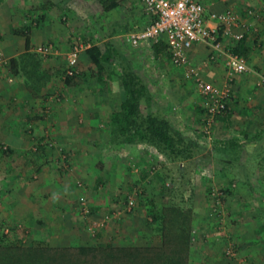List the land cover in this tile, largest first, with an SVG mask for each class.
<instances>
[{
    "label": "crops",
    "instance_id": "0c3cea01",
    "mask_svg": "<svg viewBox=\"0 0 264 264\" xmlns=\"http://www.w3.org/2000/svg\"><path fill=\"white\" fill-rule=\"evenodd\" d=\"M199 1L209 12L232 9L239 15L235 32L244 34L240 50L248 66L246 73L230 79L223 60L211 61L204 44L187 51L189 66L204 81L217 88L229 84L232 90L210 143L201 138L200 99L187 68L174 67L168 50L155 54V43L130 44V35L150 21L137 1L25 0L15 8L17 15L6 16L15 27L30 28V49L26 52V39L14 27L10 38L0 35V56L10 60L26 53L35 59L24 68L35 71L30 77L0 66V234L8 245L95 252L157 248L159 237L147 224L151 205L159 211L175 204L189 211L191 235L197 234L188 264H237L224 255L229 246L248 264H264V0ZM75 43L85 48L76 78L65 84L62 75ZM224 44L237 46L229 39ZM42 45H52L54 53L35 54L34 48ZM93 46L110 58L100 72L86 54ZM23 62L19 60L20 67ZM124 71L145 88L141 112L163 116L197 144L192 159L171 163L145 144L111 145L110 116L125 98ZM93 154L96 160L87 162ZM122 160L134 162L127 166ZM81 171L83 193L75 185ZM167 185L174 188L168 196L161 193ZM120 186L141 190L133 213L110 222L94 239L86 232L80 235L77 197L85 194L91 220L100 222L102 214L122 203ZM212 187L230 188L223 220L210 210Z\"/></svg>",
    "mask_w": 264,
    "mask_h": 264
},
{
    "label": "trees",
    "instance_id": "16d2710c",
    "mask_svg": "<svg viewBox=\"0 0 264 264\" xmlns=\"http://www.w3.org/2000/svg\"><path fill=\"white\" fill-rule=\"evenodd\" d=\"M29 29V27L24 26L14 31L16 35L25 37L26 52L30 49ZM242 47L243 41L233 47V52L244 56L245 53L240 50ZM153 50L155 54L166 52V41L160 40L153 46ZM86 54L97 72L103 69L101 63H106L110 59L105 53L101 54L97 46L86 50ZM30 58L33 57L25 53L17 59H10L7 68L13 74L25 72L30 77L35 71L24 70V68L28 67L29 64L27 62H29ZM20 59L26 62H23L22 67H20ZM34 64L31 66H34ZM76 76L77 74L75 73L74 76L67 77L66 70L62 75L65 84H69ZM122 87L125 97L124 101L113 109L110 116L111 145L125 147L145 144L155 148L171 163L192 159L193 151L197 148L195 142L177 133L163 116L156 114L144 115L141 112L140 102L146 91L140 79L131 72L124 71ZM133 190L141 191L138 188H133ZM169 190H172L171 187ZM220 190L225 195L230 192V188ZM151 206V221H148L147 224L154 227L155 233L160 240V247H109L97 252L85 248L73 250L40 248L35 250L10 246L5 242V236L0 234V264H65L66 262L63 260L64 254L68 252H75L77 255L84 254L86 258L84 264H188L187 257L193 230L189 211L175 204L159 211L153 205Z\"/></svg>",
    "mask_w": 264,
    "mask_h": 264
},
{
    "label": "built area",
    "instance_id": "2783aa9c",
    "mask_svg": "<svg viewBox=\"0 0 264 264\" xmlns=\"http://www.w3.org/2000/svg\"><path fill=\"white\" fill-rule=\"evenodd\" d=\"M144 8L145 15L149 18L148 25L141 31L130 35L129 41L133 47L143 43H158L164 39L170 55V62L176 68H187L190 78L194 81L195 90L200 99L202 111L201 138L205 143L213 141L214 122L222 116L232 96L229 84L217 88L204 81L188 64L187 51L196 44H204L211 51L210 60L222 59L228 76L232 79L248 71L247 60L244 56L233 52L232 45H225L226 39L238 44L244 38L243 33L235 32L240 25V17L232 9L223 12H209L199 0H135ZM228 1V0H224ZM85 46L75 43L67 55L66 76L72 77L77 73L79 54ZM35 51L43 57L54 53L52 45L38 46ZM8 60L0 56V66H7ZM161 160V156H157ZM156 168L151 169V175L156 173ZM77 188H82V183L77 182ZM168 187V185H167ZM137 190L125 196L122 207L116 212L107 215L100 222H88L87 231L94 237L99 230L110 222L120 220L123 215L131 213L136 205ZM211 200L212 215L220 220L223 216L225 194L218 188L212 187L208 193ZM80 209L83 218L89 219L90 208L85 198H80ZM197 234L192 233L191 244L196 243ZM224 255L237 264H248L246 259L239 257L236 250L229 246Z\"/></svg>",
    "mask_w": 264,
    "mask_h": 264
},
{
    "label": "rangeland",
    "instance_id": "374dc122",
    "mask_svg": "<svg viewBox=\"0 0 264 264\" xmlns=\"http://www.w3.org/2000/svg\"><path fill=\"white\" fill-rule=\"evenodd\" d=\"M24 1L25 0H0V35H2V34H4V36H6V39L9 37L10 38V35H9V32H11L13 29H14V25H13V22H11V21H9V20H7L6 19V16L7 15H9V14H14V16H15V14L17 15L18 14V12L16 13V9H17V11H18V8L22 5V4H24ZM7 6V7H11V8H13L12 10H14V11H12V10H4L3 8H4V6ZM16 8V9H15ZM14 16H12V17H14ZM9 24H11V26L9 25ZM22 28V27H21ZM20 27H15V31H17V30H19V29H21ZM5 39V38H4ZM81 44H83V43H81ZM37 47H35L34 48V53L35 54H38L36 51H35V49H36ZM40 55V54H39ZM8 62H9V60H8ZM8 66V65H7ZM7 66H2L3 68H7ZM8 69V68H7ZM191 82L193 83V85H194V81H193V79H191ZM195 87V86H194ZM95 148V147H94ZM96 150H98V148L96 147ZM95 150V151H96ZM101 157H104V156H101ZM96 158H97V156L95 155V154H93V156H88V157H86V159H87V162H93L94 160H96ZM122 162H124V164H126L127 166L129 165V163H132V162H134V161H131V160H128V161H126V160H122ZM129 168H131V167H129ZM82 174H83V172L81 171V172H77V176L75 177V185L77 184V182H81L82 183V188H77V186H76V189L77 190H79V192H82V191H84L85 190V188H84V182H83V176H82ZM127 181H131V179H128V177H127ZM171 186V185H170ZM130 187V186H129ZM129 187L128 186H120L119 188H118V191L119 192H121L120 191V189L121 190H123V192H121L122 194H120L121 196H120V199H121V202H123V200H124V198H125V196H127V195H130V194H132V192L134 191L133 189H129ZM209 188V187H208ZM215 188H217V187H215ZM169 189H170V187H163V188H161V190H162V194H166L167 196L169 195ZM171 189H174V188H171ZM177 189V188H176ZM185 189H187V186H186V188ZM218 189V188H217ZM178 190V189H177ZM137 193H136V196H134L135 197V199H137V197L138 196H140V191L139 190H137L136 191ZM77 193V192H76ZM83 193V192H82ZM76 196H77V194H76ZM85 198L86 199V202H87V205H88V207L90 208V216H89V219H85V218H83V216H82V214H81V209H80V198ZM78 198V201H77V215H78V217H80V219H78L77 220V222H76V227H77V229L78 230H80V235L81 234H83V233H85L86 232V234H88V236L90 237V238H96V236L99 234V233H101V231H103L106 227H107V225L108 224H110V222H114V221H116V220H109L110 222H108L107 224H106V226L105 227H103L101 230H99V232L94 236V237H91V235L89 234V232L87 231V224H88V222H92V223H94V221H93V219L91 220V217L93 218L94 216H93V211H92V207H91V205L89 204V201L87 200V198H86V196H85V194H81L79 197H77ZM136 201V200H135ZM121 205V206H120ZM115 208H113L114 210L113 211H109V212H106L105 214H102V219L100 220V221H102V220H104V218L107 216V215H109V214H112V213H114V212H116L117 210H119L120 209V207H122V203L121 204H116V206H114ZM136 208V205H135V207H134V209ZM134 209H133V211H134ZM211 210V209H210ZM133 211L131 212V213H127L126 215H123L122 216V218L123 217H125V216H127V215H130V214H132L133 213ZM146 214V213H145ZM147 214H148V212H147ZM223 216H224V213H223ZM223 216H222V220H223ZM121 218V219H122ZM84 220L86 221V225H85V229H84V224H85V222H84ZM88 221V222H87ZM97 222H99V221H97ZM197 239V238H196ZM57 256H58V254H57ZM64 261L66 262L65 264H84V262H85V260H86V258H85V255L83 254V255H80V254H78L77 255V253H75V252H68V253H66V254H64Z\"/></svg>",
    "mask_w": 264,
    "mask_h": 264
}]
</instances>
